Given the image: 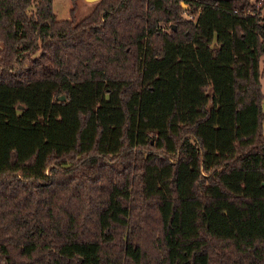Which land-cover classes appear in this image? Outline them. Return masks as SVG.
Instances as JSON below:
<instances>
[{
  "label": "trees",
  "instance_id": "obj_1",
  "mask_svg": "<svg viewBox=\"0 0 264 264\" xmlns=\"http://www.w3.org/2000/svg\"><path fill=\"white\" fill-rule=\"evenodd\" d=\"M263 3L0 0V264H264Z\"/></svg>",
  "mask_w": 264,
  "mask_h": 264
},
{
  "label": "rangeland",
  "instance_id": "obj_2",
  "mask_svg": "<svg viewBox=\"0 0 264 264\" xmlns=\"http://www.w3.org/2000/svg\"><path fill=\"white\" fill-rule=\"evenodd\" d=\"M93 0H79V6L77 8V14L78 16H82L83 14H85L87 12V10L91 7ZM71 1L70 0H54L53 5H54V9L57 12V15L60 17L63 16H67L69 14L68 12V8L70 6ZM262 10L264 11V3L262 4ZM62 10V12H58V10ZM185 15H188L187 13H184ZM263 56L264 53L261 56V64L263 62ZM261 81H262V90H263V94H264V71L261 74ZM261 106H262V110H264V96L261 102ZM262 128H264V118L262 121Z\"/></svg>",
  "mask_w": 264,
  "mask_h": 264
},
{
  "label": "crops",
  "instance_id": "obj_3",
  "mask_svg": "<svg viewBox=\"0 0 264 264\" xmlns=\"http://www.w3.org/2000/svg\"><path fill=\"white\" fill-rule=\"evenodd\" d=\"M70 1H71V0H70ZM53 2H54V0H53ZM53 8H54V5H53ZM57 10H58V9H57ZM54 11H55V9H54ZM55 12H56V11H55ZM58 12H62V13H63L62 10H60V11L58 10ZM68 12H69V8H68ZM56 13H57V12H56ZM68 15H69V14H68ZM68 15H67V16H68ZM57 16H58V15H57ZM58 17H60V16H58ZM63 17H66V16H63ZM261 56H262V55H261Z\"/></svg>",
  "mask_w": 264,
  "mask_h": 264
},
{
  "label": "water",
  "instance_id": "obj_4",
  "mask_svg": "<svg viewBox=\"0 0 264 264\" xmlns=\"http://www.w3.org/2000/svg\"><path fill=\"white\" fill-rule=\"evenodd\" d=\"M59 96H60V97H63L64 95H63V94H59ZM19 105H21V103H20Z\"/></svg>",
  "mask_w": 264,
  "mask_h": 264
}]
</instances>
